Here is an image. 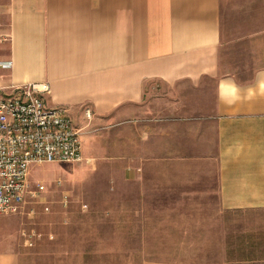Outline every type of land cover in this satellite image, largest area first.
I'll use <instances>...</instances> for the list:
<instances>
[{
  "label": "crops",
  "instance_id": "obj_1",
  "mask_svg": "<svg viewBox=\"0 0 264 264\" xmlns=\"http://www.w3.org/2000/svg\"><path fill=\"white\" fill-rule=\"evenodd\" d=\"M219 8L220 0L0 1V86L47 82L48 106L81 120L85 109L94 121L116 112L142 143L136 158L152 164L131 171L134 216L142 236L165 239L142 249L156 255L138 264L241 262L224 245L220 257L198 259L195 238H209L223 211H264V45L249 63L223 66ZM14 226H1L0 264H23Z\"/></svg>",
  "mask_w": 264,
  "mask_h": 264
},
{
  "label": "rangeland",
  "instance_id": "obj_2",
  "mask_svg": "<svg viewBox=\"0 0 264 264\" xmlns=\"http://www.w3.org/2000/svg\"><path fill=\"white\" fill-rule=\"evenodd\" d=\"M219 11L221 64L232 68L249 63L248 55L264 45V0H220ZM151 84L152 96H157L158 86ZM71 117L80 129L82 158L29 165V193L16 212L0 213V234L1 226L16 224L23 264H138L155 256L142 249L159 246L165 238L142 236L134 216L139 191L131 171L152 164L136 158L142 143L134 128L123 132L116 112L98 121ZM201 207L214 213L210 206ZM210 224L209 238H195L194 246L202 249L198 259L220 257L224 245L229 257L240 258L232 264H264V211H223ZM221 225L224 235L214 236ZM246 257L263 261L245 262Z\"/></svg>",
  "mask_w": 264,
  "mask_h": 264
},
{
  "label": "built area",
  "instance_id": "obj_3",
  "mask_svg": "<svg viewBox=\"0 0 264 264\" xmlns=\"http://www.w3.org/2000/svg\"><path fill=\"white\" fill-rule=\"evenodd\" d=\"M48 92L47 82L0 86V213L25 201L29 165L82 158L80 129L67 108L45 103Z\"/></svg>",
  "mask_w": 264,
  "mask_h": 264
}]
</instances>
